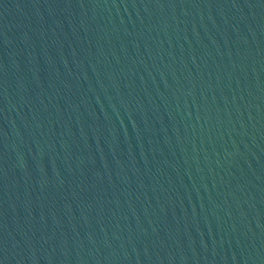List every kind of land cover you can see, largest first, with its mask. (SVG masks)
<instances>
[{
	"label": "water",
	"instance_id": "95a60500",
	"mask_svg": "<svg viewBox=\"0 0 264 264\" xmlns=\"http://www.w3.org/2000/svg\"><path fill=\"white\" fill-rule=\"evenodd\" d=\"M0 264H264V0H0Z\"/></svg>",
	"mask_w": 264,
	"mask_h": 264
}]
</instances>
